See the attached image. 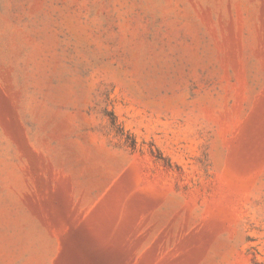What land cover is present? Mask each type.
<instances>
[{
    "label": "rangeland",
    "instance_id": "374dc122",
    "mask_svg": "<svg viewBox=\"0 0 264 264\" xmlns=\"http://www.w3.org/2000/svg\"><path fill=\"white\" fill-rule=\"evenodd\" d=\"M0 264H264V0H0Z\"/></svg>",
    "mask_w": 264,
    "mask_h": 264
}]
</instances>
